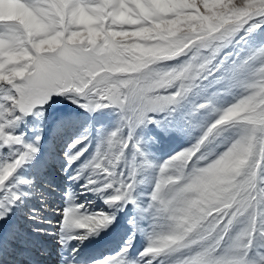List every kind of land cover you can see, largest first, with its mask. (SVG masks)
Returning a JSON list of instances; mask_svg holds the SVG:
<instances>
[{
	"label": "snow or ice",
	"instance_id": "1",
	"mask_svg": "<svg viewBox=\"0 0 264 264\" xmlns=\"http://www.w3.org/2000/svg\"><path fill=\"white\" fill-rule=\"evenodd\" d=\"M0 264H264V0H0Z\"/></svg>",
	"mask_w": 264,
	"mask_h": 264
}]
</instances>
